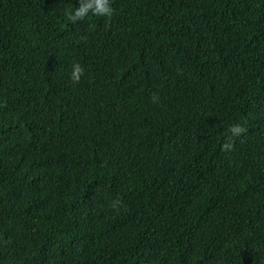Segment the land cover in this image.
<instances>
[{"label": "trees", "instance_id": "obj_1", "mask_svg": "<svg viewBox=\"0 0 264 264\" xmlns=\"http://www.w3.org/2000/svg\"><path fill=\"white\" fill-rule=\"evenodd\" d=\"M78 3L0 0V264H264V0Z\"/></svg>", "mask_w": 264, "mask_h": 264}, {"label": "clouds", "instance_id": "obj_2", "mask_svg": "<svg viewBox=\"0 0 264 264\" xmlns=\"http://www.w3.org/2000/svg\"><path fill=\"white\" fill-rule=\"evenodd\" d=\"M89 13L96 16L111 17L113 14V9L110 6V0H79L78 6H69L65 10V17L68 21L76 22L78 20L84 19ZM84 75V68L75 62L72 64L70 79L75 84L78 83L81 77ZM241 129L238 126L232 127L233 133H238ZM119 205L118 200H113L111 202V207L117 209Z\"/></svg>", "mask_w": 264, "mask_h": 264}]
</instances>
